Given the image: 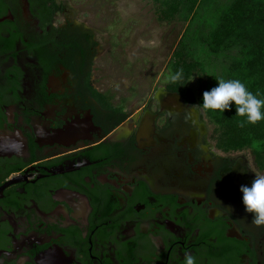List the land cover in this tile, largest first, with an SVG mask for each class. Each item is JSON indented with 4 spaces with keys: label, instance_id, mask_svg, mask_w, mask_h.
Listing matches in <instances>:
<instances>
[{
    "label": "flooded vegetation",
    "instance_id": "obj_1",
    "mask_svg": "<svg viewBox=\"0 0 264 264\" xmlns=\"http://www.w3.org/2000/svg\"><path fill=\"white\" fill-rule=\"evenodd\" d=\"M56 0H0V264H264L241 186L186 85L115 95L96 32Z\"/></svg>",
    "mask_w": 264,
    "mask_h": 264
},
{
    "label": "rangeland",
    "instance_id": "obj_2",
    "mask_svg": "<svg viewBox=\"0 0 264 264\" xmlns=\"http://www.w3.org/2000/svg\"><path fill=\"white\" fill-rule=\"evenodd\" d=\"M236 1L200 0L193 11L183 5L174 18L165 19L161 12L165 0H56L65 6L66 14L96 32L100 54L95 76L100 86L110 88L115 95L128 94L130 85L144 91L153 89L161 84L169 61L182 46L204 63L187 84L198 100L211 86L215 72L220 76L234 58L244 56L243 45L218 54L210 52L207 45ZM209 123L217 139L219 131ZM237 150L247 154L264 175V160L249 147Z\"/></svg>",
    "mask_w": 264,
    "mask_h": 264
},
{
    "label": "trees",
    "instance_id": "obj_3",
    "mask_svg": "<svg viewBox=\"0 0 264 264\" xmlns=\"http://www.w3.org/2000/svg\"><path fill=\"white\" fill-rule=\"evenodd\" d=\"M200 0H165L161 12L163 18L171 19L179 14L183 5H187L190 11L198 5ZM221 23L211 33L208 48L212 53L229 51L230 49L245 46L242 51L244 56L238 60L233 59L228 69H224L221 75L215 72L212 84L206 91L218 86V80L239 79L249 91L264 98V0H237L231 9L221 19ZM253 23L249 25L250 23ZM249 25V26H248ZM248 28H254L249 29ZM169 61L164 78L169 80L171 74L183 71V81L178 84L171 83L172 87H186L193 72L201 67L203 60L193 58L186 47H182ZM212 70V69H208ZM203 94L199 98V104L203 108ZM204 109V108H203ZM205 110V109H204ZM206 115L213 123L219 135L218 146L224 150H237L246 147L251 148L262 160H264V121L257 124L241 122L245 118L236 114V106L225 112L205 110ZM264 167V165H263Z\"/></svg>",
    "mask_w": 264,
    "mask_h": 264
},
{
    "label": "clouds",
    "instance_id": "obj_4",
    "mask_svg": "<svg viewBox=\"0 0 264 264\" xmlns=\"http://www.w3.org/2000/svg\"><path fill=\"white\" fill-rule=\"evenodd\" d=\"M183 71L171 74L169 82L178 84L183 81ZM236 106V114L245 118L241 122L257 124L264 121V98L253 94L239 79L218 80V86L203 94V108L205 110H219L225 112ZM243 203L246 211L252 214L253 223L257 226L264 225V175H257L251 186H241ZM184 264H197V259L191 253L185 254Z\"/></svg>",
    "mask_w": 264,
    "mask_h": 264
}]
</instances>
